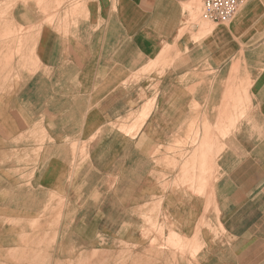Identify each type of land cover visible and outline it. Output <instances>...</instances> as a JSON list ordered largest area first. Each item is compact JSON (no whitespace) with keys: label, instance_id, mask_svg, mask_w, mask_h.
Wrapping results in <instances>:
<instances>
[{"label":"crops","instance_id":"crops-1","mask_svg":"<svg viewBox=\"0 0 264 264\" xmlns=\"http://www.w3.org/2000/svg\"><path fill=\"white\" fill-rule=\"evenodd\" d=\"M2 1L7 262L57 264L69 247L76 264L96 251L101 264H264V0L208 27L194 0H55L53 22L34 0Z\"/></svg>","mask_w":264,"mask_h":264},{"label":"rangeland","instance_id":"rangeland-1","mask_svg":"<svg viewBox=\"0 0 264 264\" xmlns=\"http://www.w3.org/2000/svg\"><path fill=\"white\" fill-rule=\"evenodd\" d=\"M61 1L62 0H58L57 5L60 6ZM63 1H65V0H63ZM80 1L81 0H69V2L72 3V6L74 8H77L78 5H80ZM34 2L37 4V8L40 11H42L43 13L47 12V14H48L47 20L48 21H52L54 19V9H55L54 5L56 4L55 0H34ZM2 4H5L7 7L12 6L8 0L2 1ZM193 6L195 7V10H193L191 12V17L194 18L196 21H198L200 25L208 27L211 23L215 22L214 20H212L211 18H209L205 15V13L203 11V6H202L201 0H194ZM203 33L204 32H202V34ZM157 65H158L157 63H155V65H154V61H151L150 65H148L147 68L144 69V72H143L144 85L149 84V87L147 89L152 90V92H151V96L153 94L152 98H154V67L156 68ZM145 74H147V76ZM144 98H145V92H144ZM153 110H154V99L148 101V103L144 106L142 116L140 117V119L147 118L152 113ZM136 120H138V118ZM136 123L134 125H136ZM148 142H150V141H148ZM1 200H2V198H0V223L2 226L6 225V227H7V226H10L14 222L13 221L14 217H12V216H15V215H14V213H7L6 212V210L4 209V207L6 205L2 204ZM30 215L33 216L32 214H30ZM56 222L57 221H51V225L48 227V230L50 227L52 228L51 233H53V228L55 227ZM29 223H30L29 229H31V230H30L29 236H27L28 237L27 241H30L32 247H35L37 249V247L40 245V243H44V239H45V237L43 235L38 234V232L41 229V227H40L41 221L39 219H36V218L33 219V217H31ZM67 223H68V221H64V224H67ZM144 223L146 224V226L150 230L151 229L154 230V228H156V226L154 225V220H152L150 216L144 217ZM52 237H55V236H52ZM47 238H48V236H47ZM167 243L169 245H171L172 247L174 246L175 249L181 250L182 246L179 244L178 241H176V244H175V243H172V241L168 240ZM63 253H64L63 254V261L58 262L57 264H76V257L72 259V251L69 247ZM7 254H8L7 251L0 252V264H9V262H7ZM38 254H39V252H35V251L32 252L31 264H38V257H39ZM74 256L75 255L73 254V257ZM93 256L96 260L95 264H101L102 252L96 251L93 255H91L92 258H93ZM89 261H91V259ZM55 263L56 262H54V260H53V262L51 261V264H55ZM78 264H90L87 260V254L86 253L80 252V259H79Z\"/></svg>","mask_w":264,"mask_h":264},{"label":"built area","instance_id":"built-area-1","mask_svg":"<svg viewBox=\"0 0 264 264\" xmlns=\"http://www.w3.org/2000/svg\"><path fill=\"white\" fill-rule=\"evenodd\" d=\"M205 15L215 22H228L244 0H201Z\"/></svg>","mask_w":264,"mask_h":264},{"label":"bare ground","instance_id":"bare-ground-1","mask_svg":"<svg viewBox=\"0 0 264 264\" xmlns=\"http://www.w3.org/2000/svg\"><path fill=\"white\" fill-rule=\"evenodd\" d=\"M25 1V0H24ZM27 1V0H26ZM16 3H17V0H16ZM25 3H27V2H25ZM53 22V21H52ZM42 23V22H41ZM7 26H9V24L7 25ZM6 28V27H5ZM8 28V27H7ZM9 28H10V26H9ZM11 39V38H10ZM6 41V40H5ZM2 53V52H1ZM5 55V57L7 58V56H6V54H4ZM11 57V56H10ZM6 60V59H5ZM12 61V60H11ZM164 61V60H163ZM2 64V63H1ZM7 64V63H6ZM30 66V65H29ZM36 67V66H35ZM5 72V71H4ZM3 72V73H4ZM142 116V115H141ZM140 119V118H139ZM138 120H136V122H137ZM141 121V120H140ZM135 122V123H136ZM134 123V124H135ZM121 124V123H120ZM123 124V123H122ZM125 124V123H124ZM133 125V124H132ZM123 127H125V125L123 126ZM123 129V128H122ZM125 129V128H124ZM125 131V130H124ZM128 131V130H127ZM215 158V157H214ZM210 170V169H209ZM191 171H193L192 169H191ZM196 171H194V174L196 175V173H195ZM193 173V172H192ZM198 173H199V170H198ZM206 173V172H205ZM200 174H202L203 175V173L201 172V173H199L198 175H200ZM207 174V173H206ZM206 176H208V175H206ZM195 177V176H194ZM198 179V178H197ZM208 179V178H207ZM195 180V179H194ZM196 181V180H195ZM211 182V181H210ZM203 187V188H202ZM201 188L202 189H204V186H201ZM200 189V188H199ZM202 189H200V192H202L201 190ZM206 189V188H205ZM199 192V194H201ZM204 192V191H203ZM36 194V193H35ZM204 194V193H203ZM31 196V195H30ZM39 197V196H38ZM51 199H53V198H51ZM213 200V199H212ZM185 203V202H184ZM188 203V202H187ZM186 205V204H185ZM215 207H216V204L214 205ZM195 209V208H194ZM182 213V212H181ZM178 215V214H177ZM60 220H62V219H60ZM177 220V219H176ZM65 221V220H64ZM132 222V221H131ZM64 223V222H63ZM58 224V223H57ZM181 224V223H180ZM197 226V225H196ZM61 229V228H60ZM198 229H199V226H198ZM201 229V228H200ZM10 230H11V228H10ZM15 230V229H14ZM17 230V229H16ZM15 230V231H16ZM27 230V229H26ZM15 231H13V233L15 232ZM61 231V230H60ZM72 231V230H71ZM199 231V230H198ZM8 232V231H7ZM11 232V231H10ZM197 232V231H196ZM200 232V231H199ZM56 233H57V231H56ZM69 233V232H68ZM71 233V232H70ZM8 234V233H7ZM27 234H29V233H27ZM186 234V233H185ZM55 235V234H54ZM57 235H59L58 233H57ZM71 235H73V234H71ZM70 235V236H71ZM14 236H16L15 234H14ZM18 236V235H17ZM60 236V235H59ZM75 236V235H74ZM58 238V237H57ZM20 239V238H19ZM59 239V238H58ZM57 241V240H56ZM22 242V241H21ZM74 242V241H73ZM1 243V242H0ZM76 243V242H75ZM133 243V242H132ZM20 244H22V243H20ZM56 245H57V242H56ZM138 245V244H137ZM204 245V244H203ZM79 246V245H78ZM81 246V245H80ZM11 247V246H10ZM88 247V246H87ZM86 247V248H87ZM174 247V246H173ZM29 248V247H28ZM183 248V247H182ZM17 249V248H16ZM15 251V250H14ZM54 251H55V249H54ZM53 251V252H54ZM178 251V250H177ZM197 251H199V249L197 250ZM176 252V251H175ZM181 254H182V252H180ZM64 254V253H63ZM74 254V253H73ZM72 254V255H73ZM50 255H52V254H50ZM57 255V254H56ZM55 256V255H54ZM68 256V255H67ZM176 256H177V254H176ZM185 256V255H184ZM50 257V256H49ZM131 257V256H130ZM187 257V256H186ZM37 258V257H36ZM56 258V257H55ZM63 258V257H62ZM159 258V257H158ZM195 258V257H194ZM12 259V258H11ZM177 259V258H176ZM22 260V259H21ZM178 260V259H177ZM195 260H197V259H195ZM19 261V260H18ZM53 262V261H52ZM13 263V262H12ZM129 263V262H128ZM178 263V262H177ZM200 263V262H199ZM31 264V263H30ZM190 264V263H189Z\"/></svg>","mask_w":264,"mask_h":264}]
</instances>
